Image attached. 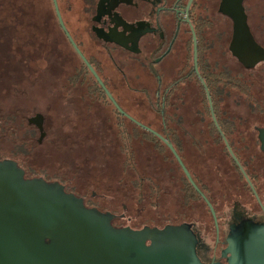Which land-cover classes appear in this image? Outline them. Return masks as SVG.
Listing matches in <instances>:
<instances>
[{
    "label": "flooded vegetation",
    "instance_id": "1",
    "mask_svg": "<svg viewBox=\"0 0 264 264\" xmlns=\"http://www.w3.org/2000/svg\"><path fill=\"white\" fill-rule=\"evenodd\" d=\"M56 1L59 8V0ZM259 2L263 4L261 14L255 16L253 8ZM221 3L222 0H77L79 17L73 28L74 33L67 30L76 46L63 29L57 15L58 30L63 31L73 49L74 57L70 54L61 56L54 44L51 56L47 58L49 59L48 68H51V72L54 76L57 75V78L60 72H65L66 63H72L73 66L69 67L71 69H74L76 64L83 68L81 61L87 63L80 55L79 49L95 71L99 75L102 73L104 79L108 81L105 86L111 94L117 96L118 89L122 88L121 85L124 81L116 76H110L108 71L114 72L112 69L114 66L118 70L122 69L121 66L123 68L127 66L138 74L132 84L140 86L139 82L143 81L140 74L147 75L156 92L155 98L157 94L169 96L170 93L169 99L172 100V105L176 103L182 106L186 112L190 111L188 109L190 106H193L191 115H195L194 119L196 120L204 119L200 112H195L199 110L197 105L208 102L211 108V101L217 122L218 116L233 122V124L230 122L231 128L225 131L219 128L218 134L222 135L225 141V147L220 146L221 151L230 152V146L234 152L229 142L230 137L234 142H241L240 148L239 145L237 148L240 152L264 153L259 138L260 130L252 128V123L264 128V112L255 114L252 111L254 98L258 97L262 104V111H264V75L260 78L255 75L258 68L264 66V60L258 61L255 65H247L233 53L231 43L234 37V22L221 10ZM243 5L249 30L256 43L264 49V11H262L264 10V0H244ZM70 7L71 3L68 0L64 12L70 10ZM220 16H223L225 20L223 28L220 25ZM62 20L65 25L63 16ZM88 31L93 36L95 50L89 47L86 40L85 34ZM41 44L43 48L42 39ZM246 45L249 54L248 63L251 60L252 45L248 47L247 40L245 41ZM39 58H43V50L39 54ZM124 58L126 60L123 62ZM87 67H89L88 64ZM223 75L231 77L228 97L220 95L227 92L225 85L227 79H224ZM239 81L243 83L239 84ZM62 85L65 88H75V84L70 85L66 81H63ZM191 96L193 101H190ZM241 104H243L242 107ZM215 109H218V115ZM37 114L30 116L28 121L39 131L37 140L41 141L45 138L46 131L43 129L45 135L41 136L39 127L31 121V118ZM211 115L213 117L212 110ZM42 116L44 127L46 118L44 115ZM232 117L241 123L237 126L236 120L232 121ZM174 132L175 134L180 132L184 143L190 137L189 132L202 140L205 136L201 130L189 129L187 124H184L181 130H167L165 135L169 137ZM23 152V157H27L28 150L24 149ZM11 155L0 156V162H3L5 158L18 161V156L13 158ZM25 162L26 160L24 165H21L18 161V165L25 171L23 179L41 175H29ZM36 171L38 172V170ZM41 177L51 187L54 183L50 181L58 180L61 183L60 176L45 177L41 175ZM252 184L255 192L252 188V191H243L240 187L238 193L250 194L257 203L256 210L264 212L261 196L264 194V174L255 178V182ZM186 186L189 188L188 185ZM194 188L196 192L192 191L191 199H189L187 190H185L186 193L181 192L183 219L191 221L192 217L196 219L207 217V220L205 219L208 222L206 230L215 234V240L220 247L226 248L240 229L221 215L214 217L201 189ZM91 193L92 191L89 189L76 194V196L87 198ZM208 199H211V196ZM214 203L217 204L215 199ZM206 206L208 212L207 215H204ZM176 222L175 224H177ZM181 222L179 221V223Z\"/></svg>",
    "mask_w": 264,
    "mask_h": 264
},
{
    "label": "rangeland",
    "instance_id": "2",
    "mask_svg": "<svg viewBox=\"0 0 264 264\" xmlns=\"http://www.w3.org/2000/svg\"><path fill=\"white\" fill-rule=\"evenodd\" d=\"M69 1L70 10L64 12L62 0L59 2V8L67 30L74 33L73 28L79 17L77 0ZM47 4L46 0H41V10L33 5L27 9L29 16L33 17L22 21L24 30L23 33L20 31V35L13 34L11 28L9 29L8 34L11 36L7 35L5 49L2 54L0 53V116L10 117L8 128L0 131V156H9L13 152L18 138L21 139L22 135L32 127L28 122V117L41 113L46 118L44 126L46 137L43 143H37L39 138L37 130L33 140L24 139L27 141L25 148L30 153L27 157L19 156L26 160L25 165L28 169L34 168L38 170V173L44 171L49 177L60 176L74 184L76 182L86 183L85 185H89L91 190H96L97 194L103 192L115 196L116 203L120 199L124 202L141 203L142 201L143 204H147L148 210L145 211V216L149 217L151 222L181 221L184 217L180 214L183 209L180 184L174 182L176 180L174 172L168 173V165L163 163L162 156L154 152L149 145H146L147 143L143 145L140 143L137 168L141 175H151L157 191L154 199H149V191L145 189V194L141 195V201H139L130 185L134 178V171H129L130 176L124 177L122 165L124 157L119 150L120 139L116 136L117 130L113 126L114 116L101 104H95L91 108V113L94 115L89 117L87 104L82 102L79 91L69 87L65 88L62 85L72 63H66L65 72H60L58 78L49 69L47 70L49 67L47 58L51 56L54 44L61 56L70 54L74 57L72 47L63 32L58 30L57 22L53 23V18L48 27ZM262 6L260 2L254 5L255 16H260ZM220 18V25L223 28L225 20L223 16ZM85 35L89 47L95 50L93 36L89 31ZM41 39L44 44L43 48ZM42 50L43 58H39ZM125 60L126 58L123 62ZM114 67H112L114 72L108 71V74L124 81L122 88L118 89L120 98L117 97L115 101L121 104H124L122 100L128 102L126 106L124 105L125 109L129 112L135 110L139 115L131 116L141 119L142 112L145 111L143 105L149 107L146 96L148 94L152 97L154 90L148 76L140 74L143 81L139 82L140 89L146 88L148 93L141 90L135 93L127 92L130 82L137 79L138 74L127 66L124 68L121 66V70ZM255 75L258 78L264 75L263 65L258 68ZM131 96L135 100L134 103L130 101ZM190 101H193L192 96ZM141 103L142 110L139 106ZM180 108L182 109V106ZM108 116H111L112 121L106 119ZM131 118L134 119V117ZM134 120L137 121V119ZM185 124L189 129L199 130V122L193 123L186 120ZM11 131H16V136H12ZM206 136L207 134L204 137ZM260 142L262 145L261 139ZM209 151V159L203 157L202 154H197L196 159L199 165L201 164L200 166L194 164H189V166L212 189L211 191L208 189L211 199L207 198L205 201L211 203L214 211L216 210L215 215H219L217 212L221 210L225 196L233 193L234 190L235 193L239 191V187L235 189L238 185V178L233 175L228 163L221 161L225 167L219 166L220 153ZM188 155L192 159L195 152L189 149ZM257 156L263 159L264 153L262 156L261 154ZM122 177H124L123 180ZM78 190L86 192L79 187ZM214 199L217 204L214 203ZM208 206L210 208L209 204ZM207 212L208 207L206 206L204 215H207ZM210 212L215 217L211 208ZM205 219L207 220V217ZM202 241L219 246L215 240V234L209 230L205 231Z\"/></svg>",
    "mask_w": 264,
    "mask_h": 264
},
{
    "label": "water",
    "instance_id": "3",
    "mask_svg": "<svg viewBox=\"0 0 264 264\" xmlns=\"http://www.w3.org/2000/svg\"><path fill=\"white\" fill-rule=\"evenodd\" d=\"M53 1L61 25L74 43L57 1ZM243 1L222 0L221 10L234 22L231 50L247 65H255L264 60V49L249 30ZM246 40L248 47L252 45L248 63ZM78 51L114 104L124 112ZM31 121L44 136L42 114ZM253 126L260 130L264 152V128ZM229 150L255 192L230 146ZM184 170L198 189L188 170ZM24 173L12 158L0 162V264H264V212L256 210L257 203L250 194L230 193L222 200L217 213L240 229L224 248L202 241L208 225L205 216L183 219L179 224L168 221L159 227L145 216L148 208L142 201L120 199L116 203L115 196L97 194L95 190L83 198L64 192L66 185L58 180L50 181L54 183L51 187L41 175L23 179ZM261 196L264 203V194ZM208 204L215 215L212 204Z\"/></svg>",
    "mask_w": 264,
    "mask_h": 264
},
{
    "label": "trees",
    "instance_id": "4",
    "mask_svg": "<svg viewBox=\"0 0 264 264\" xmlns=\"http://www.w3.org/2000/svg\"><path fill=\"white\" fill-rule=\"evenodd\" d=\"M48 2V14L46 15V21L47 24L51 23L52 18L54 19V22H58L56 9L53 0H46ZM64 8L66 6V3L68 0H62ZM60 2V0H59ZM35 3V4H34ZM33 5V7H39L41 10V0H0V53L5 49V40L6 37H8V31L11 28L13 34L20 35V31L23 33L24 25L22 21L27 18H32L33 16H29V12L27 11L28 8H30ZM40 18H42V14H40ZM35 17V16H34ZM52 23V24H53ZM50 27V24L48 25ZM61 29V28H60ZM46 30V28H44ZM61 32H63L61 30ZM11 36V35H9ZM81 61V59H80ZM81 65H83V68H81L78 64L74 67V69L69 68V73L67 78H65V81L68 82L70 85L75 84V88L80 93V98L84 104H87V115L89 117L93 116L94 114L91 113V108L95 104H101L103 107L107 108L111 114L114 116V127L117 130L116 136L120 139L119 141V150L121 151L124 159H123V173L124 177L130 176L129 171H134V178L130 182V185L133 189V192L135 196L138 197L139 201H141V195L145 194V189H147L149 199H154V196L156 195L157 186L152 181L151 175H141L139 173V170L137 168L138 165V148L141 143V145L147 143L146 145H149L150 148L157 152L162 156L163 163L168 165V173L174 172V177L176 180L174 182H177L180 184V190L183 193L187 190L189 194V199H191L193 196L191 195L192 191H195V186L191 179L188 177V174L185 172L184 167L188 170L191 178L193 179L194 183L201 189V192L207 197L210 196L208 193V189L211 191L212 189L206 185L198 174L195 172L194 169H191L189 164L191 165H199V162L197 161L196 157L197 154H202V156L206 157V159L210 158V151L213 150L218 153H220V165H223L221 161L228 163L229 167L232 169V173L235 177L238 178V185L235 187L240 188L242 187L243 191H247L251 189V186L246 179L245 175L243 174L242 170L240 169L238 163L236 160L232 157L231 153L229 151H221L220 146L225 147V141L222 135L218 134L219 127L216 125L215 120L213 119L211 115V108L208 102L202 103V105H197L198 111H195L196 113H201L204 116V119H199L198 121H195V115H191V109L193 108L190 106L188 109L190 111L186 112L185 109L182 107L180 108V105H177L176 103H173L172 100L169 99V96L165 94H161L160 96L157 94V97L155 98L156 92L153 90V96H147L149 101V107L143 105L142 103L139 105L144 108L145 111H143L141 115V119L136 118L135 116L131 115H139L136 113L135 110L132 112L125 109L126 101H123L122 103H119L120 107L124 112H121L120 109L114 104L112 99L107 94L104 87L100 84L94 73L87 67V64H85L83 61H81ZM51 71V68H47V70ZM86 70V71H84ZM230 73V72H229ZM228 73V74H229ZM226 74V73H222ZM99 75V74H98ZM100 78L103 81V83L106 85L108 84V81L104 79L102 73H100ZM224 79H227L226 89L227 92L220 94L221 96L228 97V91H229V83H230V76L229 75H223ZM103 78V79H102ZM238 80V79H237ZM243 83L241 81L238 82ZM108 89V88H107ZM144 89H140V86L129 84L127 88V92H137V91H143L144 93H148V91ZM154 89V88H153ZM150 95V94H149ZM113 96V95H112ZM120 98V96L117 94L113 96V98L116 100ZM130 101L134 103L135 100L133 96L130 97ZM253 102V113H263L262 111V104L259 102L260 98H254ZM125 105V106H124ZM243 104L240 106L242 107ZM245 108V106H243ZM135 108V106H134ZM215 112L218 115V109H215ZM224 113V112H222ZM221 113V115H222ZM131 117H134L132 119ZM140 117V116H139ZM197 117V116H196ZM29 118V117H28ZM233 118V117H232ZM108 121H112L111 116H108L106 118ZM10 120L9 116H0V131L6 130L8 127V122ZM199 122L198 129L203 132V134H207L206 138L203 140L199 137L193 135V133L189 132V139L187 142L184 143L182 141V137L180 136V132H177L175 134L170 135L169 137L165 135V132L167 130H181L183 128V125L185 122ZM232 120V119H230ZM236 120L237 126L241 123L238 119L233 118L232 121ZM29 122V121H28ZM231 122V121H230ZM229 120L221 119L218 116V123L220 124V128L222 130H226L231 128L233 122L230 123ZM235 122V121H234ZM29 124H31L29 122ZM254 123H252L253 125ZM32 125V124H31ZM144 125V126H143ZM251 127V126H250ZM234 128V127H233ZM254 128V126H252ZM194 130V129H193ZM12 136H16V131H11ZM37 134V130L32 126L29 128L27 133H24L21 137V139L18 138V140L15 142L13 147V152L11 153L12 157L15 158V156H21L24 154V149L26 147L27 141H25V138H28L30 140H33ZM46 137V136H45ZM45 139V138H44ZM43 140L39 141L37 140L38 144H42ZM199 141V142H197ZM229 142L234 150V153L241 163L242 167L245 169L248 177L252 182H255V178L263 176L264 174V157L263 159L257 156V154L262 153H251V152H240L237 150L238 145L240 148L241 142L236 141L234 142L229 137ZM30 143V142H29ZM172 146H170V145ZM24 148V149H23ZM199 148V150H197ZM174 149V150H173ZM191 150L192 152H195V156L191 157L190 159L188 155V150ZM196 149V150H195ZM28 150V149H27ZM30 153L29 150L27 152ZM178 155H176V154ZM17 160L20 162L19 164L24 165V159L23 158H17ZM181 160V162H180ZM16 161V160H15ZM18 161L17 164H18ZM201 165V164H200ZM199 165V166H200ZM211 166V165H210ZM21 167V166H20ZM223 167H225L223 165ZM29 175L31 174H41L45 177H49L47 174H45L44 171H41L42 173H38L36 169H28ZM53 177V176H52ZM122 177V180L123 178ZM188 177V178H187ZM61 181L60 184L66 185L63 187L64 191H67L68 193H73L74 195L79 194L80 191L78 190V187L84 190H89V185H85L86 183L80 184L79 182H76V184L69 182L68 179L65 178H59ZM187 181V183H186ZM67 183V184H66ZM188 185L189 188L186 186ZM96 191V190H95ZM240 191V190H239ZM238 191V192H239ZM159 192V190H158ZM237 192V193H238ZM235 193V190L233 191ZM155 194V195H154ZM214 195V193H213ZM207 197V198H208ZM143 198V197H142ZM182 217V212L180 213ZM183 221V219L181 220ZM155 223H158L159 225H165V223H159V221H154ZM172 224H175L176 221H170ZM179 224V221L176 222ZM160 227V226H159ZM163 227V226H162Z\"/></svg>",
    "mask_w": 264,
    "mask_h": 264
}]
</instances>
